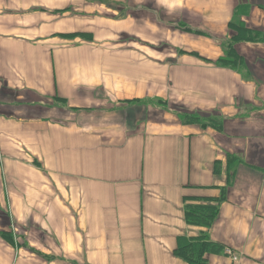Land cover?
Wrapping results in <instances>:
<instances>
[{
	"label": "crops",
	"instance_id": "obj_1",
	"mask_svg": "<svg viewBox=\"0 0 264 264\" xmlns=\"http://www.w3.org/2000/svg\"><path fill=\"white\" fill-rule=\"evenodd\" d=\"M0 151V264H264V0H0Z\"/></svg>",
	"mask_w": 264,
	"mask_h": 264
},
{
	"label": "trees",
	"instance_id": "obj_2",
	"mask_svg": "<svg viewBox=\"0 0 264 264\" xmlns=\"http://www.w3.org/2000/svg\"><path fill=\"white\" fill-rule=\"evenodd\" d=\"M192 117L195 119L197 118L201 119L200 116L198 117L192 116ZM216 117L220 119V115ZM212 217H213V210L211 207L201 206V205L190 206L188 208L186 207L187 221L192 224L200 225L201 223H203L205 225H209ZM203 249L205 250L210 249L209 243L183 245L181 253L189 264H205L203 260L204 258L202 256L199 257L200 251ZM213 249L214 248L212 247V250Z\"/></svg>",
	"mask_w": 264,
	"mask_h": 264
},
{
	"label": "built area",
	"instance_id": "obj_3",
	"mask_svg": "<svg viewBox=\"0 0 264 264\" xmlns=\"http://www.w3.org/2000/svg\"><path fill=\"white\" fill-rule=\"evenodd\" d=\"M1 157H2V154H1V151H0V162H1Z\"/></svg>",
	"mask_w": 264,
	"mask_h": 264
},
{
	"label": "rangeland",
	"instance_id": "obj_4",
	"mask_svg": "<svg viewBox=\"0 0 264 264\" xmlns=\"http://www.w3.org/2000/svg\"><path fill=\"white\" fill-rule=\"evenodd\" d=\"M186 113V112H185ZM192 115V114H191ZM214 118H216V117H214ZM203 119V118H202Z\"/></svg>",
	"mask_w": 264,
	"mask_h": 264
}]
</instances>
